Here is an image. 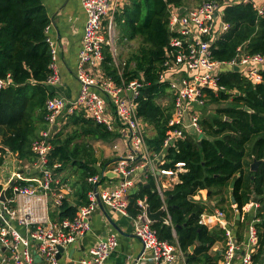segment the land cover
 I'll list each match as a JSON object with an SVG mask.
<instances>
[{
    "label": "trees",
    "instance_id": "obj_1",
    "mask_svg": "<svg viewBox=\"0 0 264 264\" xmlns=\"http://www.w3.org/2000/svg\"><path fill=\"white\" fill-rule=\"evenodd\" d=\"M131 1V5H126L116 18L124 17L130 38H141L138 53L133 58L135 68L129 69L128 65L120 73L112 61L109 46L105 49L104 66L118 83L122 78L126 81L134 78L144 80L145 86L138 98V114L156 130L146 143L159 152L172 114L171 105L159 102L168 95L169 88L168 82L160 81L159 73L163 69L166 48L174 35L169 26L170 9L190 8V0ZM194 1L200 4L204 0ZM216 1L223 6L222 17L229 24V29L213 42L214 57L228 62L238 57L241 51L264 53V15L258 13L253 2ZM50 22L42 0H0V79L11 80L0 88V133L4 145L18 153L20 159L30 162L36 159L31 149L32 142L39 137L40 130L48 127L46 99L55 95L45 85L51 73L52 54L46 31ZM262 75L264 79V71ZM219 84L225 89L209 91V100L214 103L230 100L231 105L218 108V115L213 118L200 120L201 137L193 139L188 135L179 141L178 149L170 148L164 155L165 163L161 167L175 168L176 162L186 163V171L180 173V181L165 190L164 197L153 182L150 187L140 185L129 195L128 210L132 215L140 213L143 207L139 201L152 211L166 204L168 212L165 215L169 222L152 223L159 238L176 241L184 253L196 245L186 257L187 264H218L220 253L210 250L221 239L222 231L209 230L199 223L206 207L194 196L205 189L229 188L234 181L231 190L238 209L242 210L254 196L259 200L255 215L260 219L256 223L258 249L252 254V264H260L264 258V80L254 83L243 78L240 72L230 70L220 74ZM237 89L239 92L235 93ZM71 118H74L76 126L83 129L80 135L105 140L114 136L105 126L83 115H71ZM51 141L53 148L48 156V166L59 162L61 165L56 168L59 170L69 164L78 165L85 169L84 180L88 183V176L96 172L86 160L79 159L82 154L79 145L74 143L72 146V138L62 140L59 134L54 135ZM255 158L261 163L253 172L250 166ZM2 164L3 156L0 154V166ZM20 183L25 184L26 181ZM89 188L90 185L84 198H87ZM77 209L64 198L59 207V218L73 217Z\"/></svg>",
    "mask_w": 264,
    "mask_h": 264
},
{
    "label": "built area",
    "instance_id": "obj_2",
    "mask_svg": "<svg viewBox=\"0 0 264 264\" xmlns=\"http://www.w3.org/2000/svg\"><path fill=\"white\" fill-rule=\"evenodd\" d=\"M241 1H252L258 13L264 15V0ZM124 4L125 0H83L87 18L76 69L79 93L74 99L56 94L46 99L45 120L48 127L31 146L36 156L34 162L40 167V175L28 178L20 172L16 173L6 182L8 185L11 180L15 181L14 186L8 188L10 194L7 190V200H0V249L9 253L6 264H60V247L64 250L69 248L92 229L91 218L100 206L108 207L131 220L133 233L141 240L143 249L129 264H142L147 260L154 264H177L186 258L176 241L159 238L143 201H139L143 210L137 215H132L128 210L129 195L137 182L133 162L140 157L148 158L149 151L145 139L146 123L138 114V98L145 86L144 80L134 78L126 81L122 78L121 83H118L104 68L106 46L115 49V38L106 37V22L115 19ZM222 9V4L216 0H204L184 11H181V7L170 9L169 26L174 35L166 48L159 79L169 84L168 89L173 94V109L162 149L154 153V158L160 163V174L172 177L186 171L184 161L176 162L175 168L161 167L165 163L164 155L170 148L178 149L179 141L188 136L187 130L202 132L200 111L209 101V91L225 89L219 84L222 72L238 66V72L248 80L254 83L264 80V53L241 51L238 57L228 62L214 57L213 42L229 29V24L223 20ZM50 26L46 27L47 33ZM47 41L51 46L52 59L49 65L51 73L45 84L53 86L60 81V73L56 64L57 51L50 36ZM10 82V79H0V88ZM71 115H83L109 131H119L127 141L128 151L111 169L121 178L119 183L104 185L105 173L89 175L88 201L78 207L73 217L52 219L49 207L59 208L65 198L61 180L55 172L61 164L48 166V156L53 148V127ZM21 181L26 183L21 184ZM3 187L1 185L0 193ZM157 189L164 197L165 190L161 187ZM16 202L19 204L16 205ZM253 203L245 207L250 208ZM211 217L218 220L223 230L224 246L218 264H234L237 259L240 264H252V254L258 249L256 223L260 219L254 216L247 230V238L242 241L236 237L223 210H216L214 214H201L199 223L210 227L208 219ZM14 221L23 227L24 234ZM118 244V235L107 233L93 244L79 264H105ZM261 264H264V258Z\"/></svg>",
    "mask_w": 264,
    "mask_h": 264
},
{
    "label": "crops",
    "instance_id": "obj_3",
    "mask_svg": "<svg viewBox=\"0 0 264 264\" xmlns=\"http://www.w3.org/2000/svg\"><path fill=\"white\" fill-rule=\"evenodd\" d=\"M42 2L46 8L49 18L51 19V26L48 35L53 41L57 51L56 64L60 73V81L58 82V84L53 86L47 84L45 85L49 91L54 92V94L56 95H63L68 99H74L78 95L80 90V83L76 78V69L78 54L81 48L85 22L87 18L86 11L83 6V0H42ZM124 8L125 4L122 11L124 10ZM186 8L188 7H185V9ZM119 13L120 10L116 13V15ZM115 19H113L112 21L108 20V38H110L111 36L115 38V49L109 47V51L112 55L113 63L116 64L118 54L116 55L114 50H118V37L113 33L111 35L113 25L115 24ZM107 29L108 27L106 28V32H108ZM107 47L108 46H106V48ZM232 70L236 71L235 69ZM237 90L235 91V93L239 92V90ZM167 92L170 98L171 108L173 109V94L169 89ZM229 105H231V103L227 104L226 106ZM217 109L215 115H213L211 118L218 115ZM202 111L206 113L205 110L201 109L200 114H202ZM60 124L61 122L53 127V136L56 135V132L59 130ZM145 130V139L151 138L156 134V130L154 129V127L152 125H149L148 123H146L145 125ZM149 130H151V133H149ZM112 133L114 134V136L108 140L98 137L95 138L103 142L112 141L114 146L113 148L116 151V157H111L103 161L98 157L96 153H94V149L90 151V157H88V155L85 156L83 153L80 154V156H83L82 159L86 160L88 164L95 169L96 173H105L103 184L110 186H113L120 182L121 178L114 174L111 169L118 160L125 157L128 151L127 141L125 137H123V135L119 131H115ZM200 133L201 132H199L198 134ZM194 134V129L187 130V135L192 137V135ZM74 143L75 142L73 141L72 146ZM146 146L149 151L148 158L144 159L140 157L133 162V165L136 167L135 174L137 182L136 185L132 188L131 193L137 190L140 185L144 184L151 186L152 182L155 184L156 188L161 187L164 190L173 188L174 185L180 181V176L174 175L172 177H169L160 174L159 160H156L154 158V153L156 151L152 147H150L149 144H147ZM0 150V154H2L3 156V164L0 166V186H5L6 182L13 178L18 172L22 173L25 177L28 178H34L40 175L39 165L35 164V162L20 159L18 153L12 151L8 146L3 144L1 133ZM67 166H71V168H73V172L70 173L72 174L71 177L66 176V178L62 180V178H60V176L57 174V170L55 172L58 178L61 180L65 198L67 199L69 204L79 207L80 205H83L88 201V199L84 198L83 195L89 185L85 182V180L80 181L78 178L79 175H85V169L73 164H69ZM231 188V186L229 188L224 187L222 189L216 188L211 190V194H208L207 189L201 190L197 195L194 196V199L205 205L206 209L203 212L204 214H214L216 210H223L226 213V218L229 220L234 229L236 237L239 240L243 241L247 238L248 227L254 216L256 215L257 209L260 204L259 200L258 202L254 201V199L257 198L254 196L250 201L252 203L254 202L252 206H250V208H246L245 205L242 210L238 209V205L232 203ZM20 203H22V200L20 201ZM15 204L18 205L19 202H16ZM161 208H165V213L168 212L166 204ZM48 212L52 219H60L59 208L51 206L49 207ZM165 213L164 216L168 219L167 222H169V217L166 216ZM208 222H210V227L207 226L209 230L221 229L222 231L221 239L218 240L214 245L215 251H218L221 254L224 246L223 230L218 225V220L214 219V217L209 218ZM14 224L23 234L25 233V230L21 225H19L16 221H14ZM91 224L92 229L87 232L83 236V238H81L74 245L64 250V252L62 253V257L60 258V264H79V260L88 254L93 244L97 240L106 236V234L109 232H113L118 235L119 244L117 248L110 254L105 264H129L132 260L140 255L143 249V244L141 240L133 233V224L128 217L108 207L100 206L98 210L93 214L91 218ZM8 258V251H5L1 248L0 264H6ZM38 261H40V259H38ZM142 264L154 263L150 260H147ZM177 264H187L186 258H182L180 261H178ZM234 264H240L239 260L237 259Z\"/></svg>",
    "mask_w": 264,
    "mask_h": 264
},
{
    "label": "rangeland",
    "instance_id": "obj_4",
    "mask_svg": "<svg viewBox=\"0 0 264 264\" xmlns=\"http://www.w3.org/2000/svg\"><path fill=\"white\" fill-rule=\"evenodd\" d=\"M131 2H132L131 0H125V6L131 5ZM198 2L199 1L190 0L188 2V6L190 8H193L198 4ZM123 7L119 9L120 10L119 14H122L121 11ZM125 21H124V17H122L121 15L119 17V20L116 18L115 24L113 25L111 32V35L113 33L115 36L118 37V46H117L118 50L117 49L114 50L116 55L118 54V57H117V63L116 64L114 63V65L118 68V70H120L121 73L128 65H129V69L135 68L136 61L133 58L134 55L138 53L139 45L141 42V38L139 37L138 38L129 37V29ZM107 26L109 27V22L107 23ZM107 31L108 32H106V36L108 38L109 29H107ZM159 102L166 106L170 105V98L168 95L167 96L165 95L161 99H159ZM230 103H231L230 100L223 101L220 103H214L209 100L206 104V107L203 108V110H205L206 113L202 111V114H200V119L211 118L213 115H215L217 108H219L220 106H226L227 104ZM73 120L74 118H71V116H69L67 119L61 121L57 134H59V137L62 140L72 138V143L74 141L75 144H78L80 147V152H82L85 156L88 155V157H90V151L93 149H94V153H96L98 157L103 161L111 157H116V151L113 148L114 146L112 141L103 142L96 139L94 136L80 135L83 129L81 128V126H76L73 123ZM38 128H39V123L36 126V130ZM43 130L44 129L40 130L39 133H41ZM149 133H151V130H149ZM198 133H199L198 131H195V134L192 135V138L197 139L201 137L202 132L200 134ZM80 158H83V156L81 155ZM72 172H73V168H71V166H62V169L57 170V174L60 176V178H62V180H64L66 176L71 177L72 174L70 173ZM78 178L80 181H84L85 176L79 175ZM210 251L214 253L215 251L214 247Z\"/></svg>",
    "mask_w": 264,
    "mask_h": 264
},
{
    "label": "water",
    "instance_id": "obj_5",
    "mask_svg": "<svg viewBox=\"0 0 264 264\" xmlns=\"http://www.w3.org/2000/svg\"><path fill=\"white\" fill-rule=\"evenodd\" d=\"M184 10H185V7H181V11H184ZM234 69L236 71H238L239 68H238V66H235ZM246 109H249V108L247 107ZM260 163H261V160H258V159L255 158L253 160V162L251 163V166H250L251 171H257L258 168H259ZM14 184H15V181L11 180L8 185L3 187V189H2V191L0 193V200L1 201H6L7 200V190L9 188V186H14ZM234 184H235V182L233 181L232 184H231L232 188H233ZM211 192H212L211 190H208V194H211ZM231 200H232L233 204L237 205L236 199H235V197L233 195L231 196ZM254 201L258 202V198H255ZM165 211H166L165 208H160L157 211H152L149 206H147V208H146L147 216H148L149 220L151 221V223L167 222L168 219L164 216ZM195 247H196V245L190 246L189 252L185 253V257H187L189 255V253L193 252ZM63 252H64V248L60 247L59 258L62 257V253Z\"/></svg>",
    "mask_w": 264,
    "mask_h": 264
},
{
    "label": "flooded vegetation",
    "instance_id": "obj_6",
    "mask_svg": "<svg viewBox=\"0 0 264 264\" xmlns=\"http://www.w3.org/2000/svg\"><path fill=\"white\" fill-rule=\"evenodd\" d=\"M254 172V171H253Z\"/></svg>",
    "mask_w": 264,
    "mask_h": 264
}]
</instances>
